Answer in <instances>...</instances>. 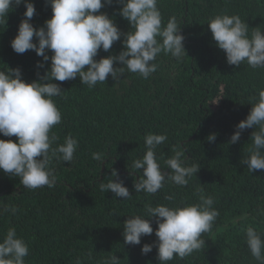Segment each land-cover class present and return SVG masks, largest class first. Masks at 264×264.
I'll list each match as a JSON object with an SVG mask.
<instances>
[{"label": "trees", "instance_id": "obj_1", "mask_svg": "<svg viewBox=\"0 0 264 264\" xmlns=\"http://www.w3.org/2000/svg\"><path fill=\"white\" fill-rule=\"evenodd\" d=\"M31 2L36 7L31 23L38 29L52 17V9L46 0ZM120 8L113 0L101 11L127 33L132 29L119 15ZM158 8L163 26L176 18L188 56L176 60L161 53L155 61L158 69L148 79L125 71L119 80L109 75L105 83L92 88L79 77L54 81L65 93L54 98L62 121L52 129L59 137L53 147L72 135L79 142L74 161L53 158V188L27 189L20 177L0 170V241L14 227L29 246L25 264H76L77 259L82 264H105L111 255L120 264H160L155 218L153 234L142 237L139 245L125 243L123 225L133 215L147 218L149 202L153 207L198 203L201 187L214 198L219 216L210 232L202 234L205 245L200 250L167 264H259L244 231L252 226L264 233V170L250 172L242 163L250 155L255 129L244 130L235 144L230 141L236 126L250 114L253 98L264 89V68L252 69L247 63L230 66L208 22L219 14L239 15L248 23L249 34L257 27L264 31V0H158ZM25 11L23 4L13 5L7 24L0 25V70L20 68L23 80L31 83L39 80L37 73L43 76L50 70L51 60L38 68L43 58L35 51L17 54L12 49ZM123 39L109 52L101 49L96 59L119 55ZM46 54L51 57L52 52ZM149 133L167 136L156 149L163 173L171 172L164 162L175 155L174 149L184 152L187 166L200 167L187 186L168 181L154 195L135 192L134 182L143 169L136 170L132 164L145 155ZM213 134L216 139L209 141ZM0 139L17 142L16 137L2 134ZM93 153H102V159H93ZM113 170L131 199L100 191V183L116 179ZM167 195H173L174 201L166 200ZM145 244L153 245L147 255L142 253Z\"/></svg>", "mask_w": 264, "mask_h": 264}, {"label": "clouds", "instance_id": "obj_2", "mask_svg": "<svg viewBox=\"0 0 264 264\" xmlns=\"http://www.w3.org/2000/svg\"><path fill=\"white\" fill-rule=\"evenodd\" d=\"M46 3L51 6L52 17L37 29L31 23L36 14L31 0H0V25L7 24L13 5L26 7L18 34L11 42L12 49L17 54L35 51L43 58V62L37 64L38 68H44L51 60L50 70L43 76L37 73L39 80L31 83L23 80L20 68L0 70V134L17 138V142L0 139V170L20 177V183L30 190L44 186L53 188L56 183L54 169L50 167L53 158L70 164L79 147L78 140L72 135H68L63 144L53 147L59 137L52 129L62 121L54 98L65 93L54 81L79 77L83 85L92 88L105 83L109 75L119 80L125 71L148 79L157 71L155 61L161 53L170 54L176 60L187 55L185 37L176 18L171 17L166 26L162 25L158 0H116L122 5L119 15L132 29L127 33L121 32L114 20L101 11L105 6H111L113 0H46ZM208 27L217 47L226 53L230 66L240 67L247 63L252 69L264 68V31L257 27L249 34L248 23L239 15L226 13L210 18ZM121 37L124 38L123 51L119 55L96 59L101 49L109 52ZM157 37L162 38V42ZM48 51L52 52L51 57L46 54ZM117 64L122 67H115ZM253 99L250 114L236 126L230 141L235 144L244 130L255 129L250 155L242 161L250 172L264 170V89ZM166 139V135L149 133L145 136L146 153L132 164L136 170L143 169L140 178L134 182L135 192L154 195L168 181L184 187L200 171L196 164L187 166L184 152L174 149L175 155L164 162L171 172L163 173L156 149ZM208 139L214 141L216 137L213 134ZM102 155L93 153L92 158L101 160ZM112 176L116 179L100 183V191H111L116 197L131 199L132 194L115 170ZM197 191L199 202L194 204L153 207L149 202L145 206L147 218L133 215L123 225L125 243L139 245L142 237L151 236L154 231L152 218H155L160 264L176 258L183 260L200 250L205 245L202 234L210 232L219 211L213 207L212 196L204 194L202 187ZM165 199L174 201L175 197L167 195ZM9 210L15 212L14 208ZM244 231L252 256L259 264H264V233L252 226ZM152 250L153 245L145 244L142 253L147 255ZM29 251L28 244L17 235L16 229L9 228L0 241V264H25ZM120 261L116 255H111L105 264H120ZM76 264H82L81 260L77 259Z\"/></svg>", "mask_w": 264, "mask_h": 264}]
</instances>
